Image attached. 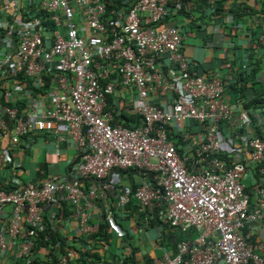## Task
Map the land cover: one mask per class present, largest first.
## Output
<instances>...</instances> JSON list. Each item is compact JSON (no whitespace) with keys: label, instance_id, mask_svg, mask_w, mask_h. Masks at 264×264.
<instances>
[{"label":"built area","instance_id":"1","mask_svg":"<svg viewBox=\"0 0 264 264\" xmlns=\"http://www.w3.org/2000/svg\"><path fill=\"white\" fill-rule=\"evenodd\" d=\"M163 2L123 0L130 8L126 13L112 10L115 21L102 19L113 0H0V40L7 41V46H0V93L19 96L27 111L13 128L5 116L12 122L18 116L16 110L0 104V142L19 149V137L26 131L53 132L55 142L71 140L79 152L71 181L55 175L37 188L23 186L19 177L14 180L16 186L0 183V258L11 253L17 261L29 260L35 250L40 256L49 255L52 246L37 247L40 234L51 242L45 235L48 206L69 205L79 235L96 233L100 225L91 222L89 209L114 187L102 189L95 184L86 190L82 180H105L114 170L134 169L148 174L151 181H143L133 195L123 189L122 205L135 199L160 224L199 233L196 240L178 242L174 254L155 258L153 264H264L252 232L246 231L264 223V138L248 139L249 160L261 164L263 184L258 187V204L252 208L244 183L247 165L228 162L218 154L222 127L235 116L223 98V86L187 72L177 76L174 68L165 74L161 60L167 58L173 64L185 60L179 53L185 36L179 28L157 22L168 14ZM47 12L53 29L42 21ZM181 67L187 68L186 64ZM69 77L75 83H67ZM102 79L113 80L102 88ZM117 84L128 94L136 93L129 100L131 111L145 118L142 128L123 126L108 110L107 100L117 94ZM5 85L9 86L2 89ZM163 92L174 95L171 109L150 103V96ZM50 99L53 110L46 108ZM189 120L196 123L195 135L191 134L193 157L181 155L169 128L176 124L181 132ZM247 122L244 113L238 127ZM62 125L66 132L59 129ZM199 136L203 139L198 140ZM7 153L0 164L20 168L13 152ZM189 162L203 168L190 170ZM5 170L11 183L16 169ZM122 246L117 264H124L131 250L125 243ZM68 251L78 255L75 248ZM59 261L70 264L65 256L59 255Z\"/></svg>","mask_w":264,"mask_h":264},{"label":"crops","instance_id":"2","mask_svg":"<svg viewBox=\"0 0 264 264\" xmlns=\"http://www.w3.org/2000/svg\"><path fill=\"white\" fill-rule=\"evenodd\" d=\"M231 2L232 0H227V3H223L226 11L223 9L222 14H218L213 9V11H206V13L202 14L195 12V16L191 21H187L184 16H181L176 21L168 23L171 26L179 25L180 28H183L186 37L183 51L190 60L197 64L200 72L215 71L216 73L214 74L225 78L231 75V70L236 68L240 61L248 63V53H245V50L250 48L253 42V37H249V35L250 31L256 28L257 20L248 17L244 20L239 19V24H233L237 17L243 18V12L246 13L245 8H243L244 3H247L255 9H259V3L256 0H236L233 7ZM239 3L242 6V10L239 9ZM216 4L217 2L212 5L215 6ZM232 7L235 9L234 13L231 12ZM42 21L44 24L50 25L52 29L55 28L49 12H47L45 19ZM234 26L236 28H243L244 31L233 37L232 35L234 33L231 29ZM61 31L62 33L65 32L62 28ZM0 46H7V41L0 40ZM259 60L260 71L255 77L256 80L250 82L246 89L238 94L240 95L239 99L237 97L235 100L233 97L229 99L227 95V98L230 100L228 102L231 104V109L233 108L235 110V116H233L230 122H225L222 127V149L220 152L221 157L228 162L242 161L247 165L244 174V183L253 203L252 208L258 204V187L263 186L259 173L261 164L249 160L250 149L248 145L249 137L264 138V100H261L264 99V53L260 56ZM162 67L166 71H169L170 68H175L174 73L176 75L180 71L179 65L171 64L168 60L162 63ZM113 79H102V88L106 87ZM75 81V78L69 77L66 82L73 84ZM8 86L5 85L2 89ZM117 86V94L112 96V99L107 100L108 110L114 113L117 121L119 120L124 123L120 114L118 113L117 117L115 111L126 104L129 98H133L136 93L128 94L119 84ZM162 96H165L164 100H159V97H154L157 100L152 101L163 105L164 102L169 104L174 99V95L170 96L163 93ZM253 101H261L262 104L260 106H249L247 109L245 104H250ZM0 104L16 110L18 116L12 121L13 128L26 118L27 111L24 102L19 96L12 95L9 97L6 95V92L5 95L0 93ZM46 108L47 110H53L51 99L48 101ZM244 113L248 115V122L243 127H238L241 115ZM5 120L8 121L10 118L5 116ZM192 124L196 125V123ZM59 129L61 132H66V126L62 125ZM193 129L196 131L195 126ZM190 131V128L187 126L185 130L182 128L181 132H175L174 130L172 132L182 156L193 157L195 145ZM19 138L21 146L19 149L15 148L11 150L10 147L6 146V143L0 142V160L3 161L6 154L10 155L7 152H13L12 155L16 156V162L21 163V172L18 176L19 181L32 186H38L44 180L50 179L55 175H61L68 180L71 178L73 162L79 157V152L75 149L74 143L71 140L55 142L56 136L53 132L37 134L34 130L26 131ZM197 139L202 140L203 136H199ZM55 144L58 145V150H56ZM188 167L190 170H200V168H203V165L200 163L195 165V162H189ZM4 168L5 166L0 164V182H5L6 180L5 176L7 172H4ZM141 179L144 181L142 175L135 174L134 172L114 170L108 178V181L115 183L117 187L127 186L135 190L139 186ZM148 179L150 180V177ZM83 185L87 188L91 185V182L85 180ZM113 195H110L112 196L110 203L113 205L114 211L116 210V218L113 222V227H110L109 230V246L104 248L103 246L99 247L94 245L91 252L87 250L89 254L95 255L94 257L88 258L93 264H117L119 260L118 256L123 252L122 244L125 239L131 249L132 259L135 264H153L155 258L163 257L166 253L174 254L176 252L177 241L189 237L166 224H160L156 221L151 223L144 221L143 225L137 224L139 222V214L136 211L137 207H139L137 202L127 208L126 212L128 214L126 217L130 218V220H125L121 212L117 210H122V207ZM98 208L100 209L99 205L96 204L91 210L94 216L93 219L101 218L102 209L97 212ZM71 209L70 206L61 209L48 206L45 212V215L50 216L49 218H52L55 222L60 234L70 242L79 235L77 222L72 215L73 210ZM56 216L63 218V221L57 223ZM246 231L252 232L251 237L254 246L257 247L259 254H264V223H255ZM195 236L196 234L193 233L191 238H195ZM75 257L77 258L78 255H75ZM0 261L1 264H15L18 262L13 258L11 253L6 258H0Z\"/></svg>","mask_w":264,"mask_h":264},{"label":"clouds","instance_id":"3","mask_svg":"<svg viewBox=\"0 0 264 264\" xmlns=\"http://www.w3.org/2000/svg\"><path fill=\"white\" fill-rule=\"evenodd\" d=\"M109 1V0H108ZM112 1V0H111ZM115 4L113 5H110L108 6V11L106 13V16L104 18H102L103 20H107L109 18L113 19L115 18V21H117V18H116V15L114 13H111L112 10H115V11H122L123 13H126L127 11V8H130V5H125L123 4V0H113ZM235 1L236 0H232V4H233V7H234V4H235ZM239 1V0H238ZM259 4V9H255V8H252L250 5H248L247 3H244V6L243 8H245L246 10V13L243 12V18H240V17H237L234 21V24L233 25H236V24H239L238 21L239 19H242L244 20L245 18H248V17H252V18H255L257 20V24H256V28L254 30H251L250 31V35L249 37H253V42L251 43L250 45V48H248L247 50H245V53H248V55L250 54L249 51L251 52H256L258 54V58H260V56H262V54L264 53V11H262V5L264 6V0H256ZM215 0H209V3L210 4H214ZM120 3V4H118ZM163 5L165 6L168 14L165 15V17H163L161 20L157 21L159 22V24H163V25H166L167 27L169 28H179V30H181L182 32V35L185 36V32L183 31V28H180L179 25H176V26H169L168 23L166 22H163L162 20H165L166 18H168L170 21L173 19V16L176 14V12H179V11H182L184 9H186V11H190V10H194L196 9L197 12H199L200 14L202 13H206V11H213V9L209 6H206L205 4H202V3H198V2H195L192 1V0H165V2H163ZM239 8L242 10V6L241 4L239 3ZM199 6V7H198ZM248 7H249V10H248ZM174 8V9H173ZM264 9V7H263ZM175 12H174V11ZM200 10V11H199ZM150 16V13H147L145 15V17H149ZM175 20V19H173ZM176 21V20H175ZM156 21H153L152 24H157L155 23ZM119 27V26H118ZM117 27V29H118ZM232 32L234 33L232 36L234 37L235 35H239L241 34L244 29L243 28H236L235 26L232 27ZM186 39V37H185ZM185 39L183 41V46L182 48L180 49L179 53L180 55H183L185 57V60L183 61V63H176L175 65L176 66H180V71H179V74H177V76L181 75L182 77L184 76V72H187L189 75H197V76H205L206 77V80L207 81H219L221 83V85L223 86V91H224V94H223V98L225 96L226 99L227 98V95L229 96V99L231 98V94H232V84L236 82L235 78L238 76V74L242 71V69L244 68V66H246V63L245 61H240V63L238 64V66L234 69L231 70V75H228L226 76L225 78H222V77H219L217 76L215 71H212V72H200L198 70V67H197V64L194 63L192 60H190L184 53L183 51V47H184V42H185ZM234 43H236L235 41H233ZM262 48V49H261ZM247 55V56H248ZM165 60H168L167 58H164L163 60H161V63H163ZM159 62V61H158ZM158 64V63H157ZM173 64V63H171ZM182 64H186L187 68L185 70L182 69ZM164 69V68H163ZM175 69V68H174ZM165 70V69H164ZM169 71H166L165 74H168ZM117 80V83H120L119 82V79H116L115 78V81ZM233 81V83L231 84L230 86V83ZM249 84V83H248ZM241 83H238L237 86L240 87ZM121 86V85H120ZM248 86V85H247ZM164 93V92H163ZM160 94V95H153V96H150L151 97V104H153L154 106H157L159 108H162V109H171L172 108V105L174 103V99L171 100V103L169 104H166L165 102L162 104L160 103H156L155 101H152V100H157L156 98L154 97H159V100H164V97L165 96H162L163 95ZM231 93V94H230ZM167 95H172V94H169V93H165ZM110 99H112V96L110 97ZM132 109V106H131V101L129 100L126 104H124V106L121 108V110L118 109V112L121 116V119L124 120V123H122L121 121L118 120L119 123H121L123 126L127 127V128H142L144 125H145V118L142 114L140 113H137V112H132L131 111ZM117 117H118V114H117ZM132 117H135V120H139V123H136ZM194 123L193 121H187L186 124L182 127L184 128V130L186 129V127L188 126L190 128V135L192 134V132H194V125L192 124ZM170 136L172 137V139L175 140V138L173 137V130L176 132H178L180 130V126H179V129L177 127V125L175 124L174 126H170ZM12 156V155H11ZM13 160L17 161L16 160V157L13 158ZM79 161V157L77 160H75L73 162V165H72V169L74 168V165ZM6 168H9V169H16L15 171L17 172V176L14 177V179L11 181V183H8L6 180L5 182H0L2 183V185H6V187H10V186H16L15 184V178H17L19 176V172H21L20 168H14V165L13 163H10L9 165L6 164L5 168H4V172H6ZM72 169H71V178L68 180V181H71L73 179V174H72ZM118 171H122V172H134L135 174H138V175H142L143 178H144V181H148L150 182L151 181V178L150 180L148 179L149 178V175L146 174L145 172L143 171H140V170H134V169H129V170H118ZM112 172L110 173L109 176H107V178L105 180H96V179H93V178H85L82 180V183L85 182V180H89V182H91V186L97 184L100 186V188H102L103 186H108V185H111L113 186L114 188H109L107 190H105V194H106V197L105 198H102V199H97L95 201V203L93 204V207L98 204L100 209H102V213H101V218L104 217V220L106 222V224L108 225V230H110V227L112 228L113 227V222L116 218V210L114 211V207L113 205L110 203V199H112V196H110L111 194H114L113 196L115 197L116 200L119 201V204L121 205L122 207V210H119L117 209L118 211L121 212V215L122 216H125V214L127 213L126 210L128 207L132 206L135 202H137L135 199H131V201L127 204H124L122 205L120 203L121 201V197H122V190L123 189H129L132 191V195H133V192H135L140 184L143 182V180L141 179V182L139 183V186L133 190L132 188L130 187H127V186H120V187H117L115 183H112L110 181H108V178L111 176ZM7 178V175L5 176V179ZM52 178V177H51ZM50 178V179H51ZM48 180V179H47ZM91 180V181H90ZM45 181V180H44ZM43 181V182H44ZM41 182V184L43 183ZM23 183V182H22ZM38 185V186H32V185H29V184H26V183H23V186H30V187H34V188H37V187H40L41 186ZM82 186L84 187V185L82 184ZM90 186V187H91ZM89 187V188H90ZM86 190H88L86 187H84ZM103 189V188H102ZM138 203V202H137ZM69 205H64V207H68ZM139 206V205H138ZM92 208L89 209L90 211V215H91V222L92 223H97L95 222L96 219H93V212L91 211ZM61 209V208H59ZM99 208L97 209V212H99L100 210ZM141 209V207H140ZM73 210V209H71ZM46 211V210H45ZM142 211V210H141ZM115 212V213H114ZM143 212V211H142ZM111 213V216L110 218L108 219V215ZM145 213V212H143ZM73 217L75 220H77L76 216H75V213L73 211L72 213ZM99 218V217H98ZM97 218V219H98ZM149 218H151V220L155 219L156 222L159 223L158 221V218L155 216H151L149 217V215H147L146 213V221L149 222ZM2 219H7V216H4V218L2 217ZM101 225V224H99ZM100 229V228H99ZM177 230V229H176ZM179 231V230H178ZM181 232V231H180ZM182 234H186L187 236H189L188 238L186 239H182V240H179L177 241V244H176V249H177V245H178V242H181V241H184V240H196L199 236V233L198 231H190L189 233H183L181 232ZM195 233L196 236L195 238H191V235ZM80 236V235H79ZM82 236V235H81ZM109 236V240L107 241H103L101 243V246H103L104 248H106L107 246H109V241H110V233L108 234ZM68 240V239H67ZM124 240V239H123ZM69 241V240H68ZM37 243H38V240H37ZM124 243L127 244V240L125 239L124 240ZM128 245V244H127ZM129 246V245H128ZM76 247L78 248V252L80 251H83L84 253L88 250L90 251L91 250V243H90V239L88 240V242L86 243V245H83V244H75V249ZM122 250H123V246H122ZM124 251V250H123ZM123 253V252H122ZM132 254L131 250H130V253L128 255V257H130ZM78 255L80 256V254L78 253ZM162 258V257H160ZM128 259V258H127ZM126 259V260H127ZM125 260V261H126ZM125 264V263H124Z\"/></svg>","mask_w":264,"mask_h":264},{"label":"trees","instance_id":"4","mask_svg":"<svg viewBox=\"0 0 264 264\" xmlns=\"http://www.w3.org/2000/svg\"><path fill=\"white\" fill-rule=\"evenodd\" d=\"M192 1H194V3L198 2V3L205 4L206 6H209L212 9L216 10V12L218 14H222L224 10L226 11L225 7L223 6V3H227V0H215L214 4L217 2V4L215 6L210 4L209 0H192ZM118 4H120V3H118ZM263 7L264 6L262 5V9H261L262 11H264ZM195 12H197L196 9H194V10L192 9L190 11H186V9H184L182 11L176 12V14L173 16V18L175 20H177L179 17L184 16V18L187 21H191V20H193V17L195 16V14H194ZM231 12L232 13L235 12V9L233 7L231 8ZM175 20H171V21H175ZM162 21L166 22V23H171V21L168 18H166L165 20H162ZM263 48H264V46H263ZM249 52H250V54L247 56L248 64H246V66H244L242 71L235 78L236 82L233 83V81H232L230 83V86L233 83L232 84L231 98L233 97L234 100L236 97H237V99H239L240 95H238V94H240L241 92L244 91V89H246L248 83L256 80L255 77L258 74V72L260 71V60H259L260 58H258V54L256 52H251V51H249ZM238 83H241L240 87L237 86ZM224 98H225V96H224ZM227 100H229V99H227ZM261 100H264V99H261ZM261 104H262L261 101L260 102L253 101L250 104L246 103L245 105L248 109L249 106H257V105L260 106ZM132 119L136 123H139V120H135V117H132ZM8 123L10 125H12V122L10 120H8ZM218 154L221 157V154L220 153H218ZM87 181H89V180H87ZM90 186L91 185H89L87 189H89ZM246 191H247V189H246ZM247 193H248V191H247ZM136 211L139 214V222L137 224L143 225V222L144 221L146 222V219H145L146 213H143L141 211L140 206L137 207ZM137 212H136V215H137ZM127 214L128 213H126L125 216H123V218L125 220H127V219L130 220V218L126 217ZM49 217L50 216H46L44 214V219H45V222H46L47 228H48L45 235L50 237L51 242L49 243L48 241L45 240L44 234H40V237L38 238V243H37V247H39V249L45 247L46 245L49 247L52 246L49 255L40 256L37 254V252L35 250V254L34 255L32 254L30 256L29 260L18 261L15 264H59V262H60L59 261V255H60V258H62V256L67 257L70 264H90V262H91V264H93V262L89 261L88 258L94 257L95 255L89 254V252H87V251L85 253L83 251L78 252V248L76 247L75 251L80 254V256L78 255V257L76 258L72 252L68 251V249L74 250L75 244L86 245V243L90 239V243H91L90 252H91L92 247L94 245H97L100 247L101 243L103 241L109 240V236H108V234H109L108 228L109 227L106 224L104 217L98 218L95 220V222L101 224L100 229L96 233L91 234V235L80 236V237L74 238V240L71 242L68 241L67 238H65L64 236H62L60 234V232L58 231V228L55 225V222L52 220V218H49ZM56 220H57V223H61L63 221V218L56 216ZM154 221H155V219L151 220V218H149V222L148 221L147 222L151 223ZM180 240H182V239H180ZM57 243H60L59 248L55 247V244H57ZM118 257H120V255ZM132 258L133 257L131 255L130 257H128V259L126 261H124V263L125 264H135V262Z\"/></svg>","mask_w":264,"mask_h":264},{"label":"rangeland","instance_id":"5","mask_svg":"<svg viewBox=\"0 0 264 264\" xmlns=\"http://www.w3.org/2000/svg\"><path fill=\"white\" fill-rule=\"evenodd\" d=\"M198 13V12H197ZM169 26H171V25H169ZM195 130V129H194ZM196 132V131H195ZM192 135H195V133L194 132H192Z\"/></svg>","mask_w":264,"mask_h":264}]
</instances>
